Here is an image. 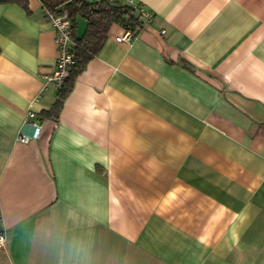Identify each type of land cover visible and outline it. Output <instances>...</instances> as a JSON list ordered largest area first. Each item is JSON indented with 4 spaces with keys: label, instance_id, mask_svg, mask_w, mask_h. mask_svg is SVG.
<instances>
[{
    "label": "crops",
    "instance_id": "crops-1",
    "mask_svg": "<svg viewBox=\"0 0 264 264\" xmlns=\"http://www.w3.org/2000/svg\"><path fill=\"white\" fill-rule=\"evenodd\" d=\"M25 1L0 4V264H264V0H134L150 20L109 27L56 121Z\"/></svg>",
    "mask_w": 264,
    "mask_h": 264
},
{
    "label": "trees",
    "instance_id": "trees-1",
    "mask_svg": "<svg viewBox=\"0 0 264 264\" xmlns=\"http://www.w3.org/2000/svg\"><path fill=\"white\" fill-rule=\"evenodd\" d=\"M42 9L59 15L66 12L72 27L73 49L75 59L66 71L61 85L57 88L56 97L47 110L39 113L38 119L54 120L63 105L64 99L70 93L76 76L82 71L89 61L99 50L106 33L112 24H117L123 29H132L135 24L142 25L135 8L122 0H40ZM19 3L27 8L25 0H0V4ZM83 18L86 27L80 37H76L74 30L77 18ZM1 230V227H0Z\"/></svg>",
    "mask_w": 264,
    "mask_h": 264
},
{
    "label": "built area",
    "instance_id": "built-area-1",
    "mask_svg": "<svg viewBox=\"0 0 264 264\" xmlns=\"http://www.w3.org/2000/svg\"><path fill=\"white\" fill-rule=\"evenodd\" d=\"M89 2H95L99 0H88ZM131 4L138 15L140 20H143L142 25L135 24L132 29H123L121 35L115 37L117 42H128L134 34L139 31L144 23L148 22L151 18V14L143 6L136 3L134 0H122ZM43 16L51 23L54 28V44H55V62L53 70L50 76L47 77V80L52 82L55 88L57 89L65 76L66 71L73 64L75 59V51L73 49L72 41V27L71 22L66 14L63 12L59 15H54L51 12L43 10ZM163 33V30H161ZM36 115L31 110H28L24 116L22 126L17 132L16 139L20 142L27 143L30 140H33L37 137L40 126L35 121ZM27 129H31V132H28ZM4 247V238L2 235V230H0V248Z\"/></svg>",
    "mask_w": 264,
    "mask_h": 264
}]
</instances>
